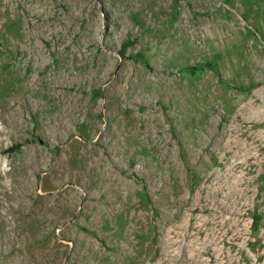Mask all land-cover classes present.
Returning a JSON list of instances; mask_svg holds the SVG:
<instances>
[{"label":"rangeland","instance_id":"rangeland-1","mask_svg":"<svg viewBox=\"0 0 264 264\" xmlns=\"http://www.w3.org/2000/svg\"><path fill=\"white\" fill-rule=\"evenodd\" d=\"M0 264H264V0H0Z\"/></svg>","mask_w":264,"mask_h":264}]
</instances>
